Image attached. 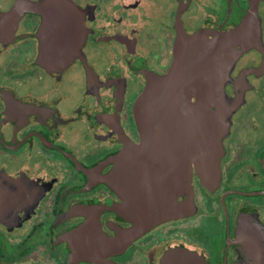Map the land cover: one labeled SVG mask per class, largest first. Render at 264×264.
<instances>
[{"label": "flooded vegetation", "instance_id": "obj_1", "mask_svg": "<svg viewBox=\"0 0 264 264\" xmlns=\"http://www.w3.org/2000/svg\"><path fill=\"white\" fill-rule=\"evenodd\" d=\"M17 1L0 0V13ZM47 3L49 52L73 54L63 67L37 63L42 8L0 41V264H264V0ZM249 13L256 45L206 80L239 102L219 180L161 150L134 176L146 183L116 185V158L142 139L133 106L148 79L169 74L180 39L210 42ZM198 94L183 96L176 143L155 122L157 147L186 146Z\"/></svg>", "mask_w": 264, "mask_h": 264}, {"label": "water", "instance_id": "obj_2", "mask_svg": "<svg viewBox=\"0 0 264 264\" xmlns=\"http://www.w3.org/2000/svg\"><path fill=\"white\" fill-rule=\"evenodd\" d=\"M49 1L39 0L37 3H29L27 0H18L10 11L0 13V41H10L22 11L42 8L39 11L43 16V26L38 35L37 63L47 67L48 58L51 56V64L58 63L63 67L67 63L65 57L66 59L73 57V54L49 52V45L44 34L46 18L44 9L48 7ZM55 2L58 4L59 0ZM258 34L257 23L252 20V13H249L241 27L226 32L210 42L195 38L179 40L169 74L161 79L149 78L146 88L134 103V120L142 139L139 144L127 147L116 158V168L111 175L116 185L126 182L146 183L145 180H134V176L148 175L150 173L148 170L151 167L155 168V165L146 163L145 159L158 158L157 155L161 150L172 152L174 158L189 161L196 159L198 175L202 182L213 181L215 178L219 180L222 153L220 141L228 132L230 116L239 102L238 100L225 102L219 97L217 84L219 77L215 80L212 77L211 81L206 80L216 71L223 73L227 70L228 72L238 56L256 45ZM57 48L60 49V46ZM192 90L199 91L198 103L187 114L186 121L190 124L189 133H186L187 139L184 141L186 146L180 147L174 144L176 143L174 138L178 134L176 122L180 121L177 112L180 113L183 96ZM177 107L178 110H176ZM157 121L163 122V130L159 131V137L171 135L174 142L173 149L167 150L155 145L159 142L158 133L154 128ZM179 143L183 142L179 141ZM177 166L179 169L188 168L189 170L191 164L180 163ZM179 173L184 175V172ZM129 179L130 181H127ZM179 182L180 180H176L173 184L176 186Z\"/></svg>", "mask_w": 264, "mask_h": 264}]
</instances>
